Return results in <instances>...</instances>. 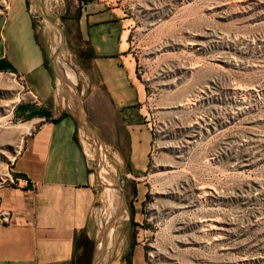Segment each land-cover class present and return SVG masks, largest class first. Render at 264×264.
Here are the masks:
<instances>
[{"label":"rangeland","instance_id":"obj_1","mask_svg":"<svg viewBox=\"0 0 264 264\" xmlns=\"http://www.w3.org/2000/svg\"><path fill=\"white\" fill-rule=\"evenodd\" d=\"M87 1L121 19V54L133 64L140 92L134 110L149 132L145 164L134 179L126 176L124 148L122 154L107 148L106 126L120 119L99 97L89 99L94 89L85 82L94 78L86 77L78 52L74 60L60 43L64 21ZM26 5L63 77L52 72L62 106L78 132L99 145L90 146L95 236L80 240L75 264H264V0ZM21 83L0 71V183L30 129L28 117L12 112L31 100ZM75 88L81 118L94 133L81 124ZM117 182L125 188L122 208Z\"/></svg>","mask_w":264,"mask_h":264},{"label":"crops","instance_id":"obj_2","mask_svg":"<svg viewBox=\"0 0 264 264\" xmlns=\"http://www.w3.org/2000/svg\"><path fill=\"white\" fill-rule=\"evenodd\" d=\"M0 10V71L17 74L31 93L30 101L12 109L15 118H29L30 125L24 124L30 129L6 177H24L27 182L22 187L0 183V208L10 213L7 222L0 221V264H75L80 240L95 236L94 176L79 144L75 119L67 104L62 106L53 79L51 47L39 35L26 0H0ZM121 28L112 8L87 1L76 18L64 21L61 43L70 50V58L75 60L78 52L86 77L94 78L85 82L87 89H94L89 99L99 97L100 104L113 108L120 119L106 126L111 134L107 148L118 154L124 148L131 168L126 176L134 179V171L145 164L149 132L134 110L140 92L133 64L131 69L121 54ZM73 85L75 76L72 92Z\"/></svg>","mask_w":264,"mask_h":264},{"label":"built area","instance_id":"obj_3","mask_svg":"<svg viewBox=\"0 0 264 264\" xmlns=\"http://www.w3.org/2000/svg\"><path fill=\"white\" fill-rule=\"evenodd\" d=\"M13 77H17L19 79V76L17 74H15L14 72H9ZM20 80V79H19ZM20 87L21 88H25L23 83L20 84ZM26 89V88H25ZM26 92L31 96V93L26 89ZM78 141H79V144L81 146V149L83 151V154L86 158V161L89 163V167L91 168L90 166V162L92 161V158L90 156V149L92 147L90 146H94V144H97V142H93V141H88L82 134H79L78 136ZM93 143V144H92ZM99 147V145H98ZM5 182L7 183L8 185L10 186H13V187H22L26 184L27 182V179L24 178V177H6L2 180V183ZM97 204L94 206V209L92 211V215L93 217L95 218L96 217V213H97ZM9 211L7 209H1L0 208V221L1 222H7L9 220ZM99 222V221H98ZM100 226V224H99Z\"/></svg>","mask_w":264,"mask_h":264},{"label":"flooded vegetation","instance_id":"obj_4","mask_svg":"<svg viewBox=\"0 0 264 264\" xmlns=\"http://www.w3.org/2000/svg\"><path fill=\"white\" fill-rule=\"evenodd\" d=\"M118 148H119V147H118ZM119 154H121L120 151H119ZM129 166H130L129 163L126 161V162H125L124 169L127 170V171H126L127 173L131 172V168H130ZM130 179H133V178H130ZM117 184H118V182H117ZM118 186H119V190L122 191V195H123V205H126V197L124 196V193H125V190H124V189H125V188H123V187H122L121 185H119V184H118ZM129 186H130V192L132 193L133 190H134V187H135V186H134L133 183L130 184ZM127 204H128L129 207H132V206L134 205V201L128 199Z\"/></svg>","mask_w":264,"mask_h":264},{"label":"water","instance_id":"obj_5","mask_svg":"<svg viewBox=\"0 0 264 264\" xmlns=\"http://www.w3.org/2000/svg\"><path fill=\"white\" fill-rule=\"evenodd\" d=\"M61 43V42H60ZM54 69H55V72H56V74L58 75V76H60L61 77V75L59 74V72L56 70V68H55V66H54ZM74 86V85H73ZM75 91H76V106H77V109H78V115H79V117H80V120H81V124H83V126H85V128H87V129H89L91 132H93L94 133V131L83 121V119L81 118V114H80V106H79V104H80V99H79V91H78V89L77 88H75ZM122 205H123V195L121 194V196H120V206H119V208H122Z\"/></svg>","mask_w":264,"mask_h":264},{"label":"bare ground","instance_id":"obj_6","mask_svg":"<svg viewBox=\"0 0 264 264\" xmlns=\"http://www.w3.org/2000/svg\"><path fill=\"white\" fill-rule=\"evenodd\" d=\"M60 74V73H59ZM61 75V74H60ZM62 77V76H61ZM63 78V77H62ZM29 126V125H28ZM25 127V126H24ZM24 127H21V128H23V129H25ZM26 129H28L27 127H26ZM21 131H24V130H21ZM25 132V131H24ZM83 133V132H82ZM260 186V185H259ZM200 189V192H203V193H208V192H206L205 191V189L204 188H199ZM208 191V190H207ZM210 224V223H209ZM213 225V224H212ZM212 227H214V225L212 226ZM105 250V242H104V237L102 236H100V238L98 239V249H97V252L98 253H100L101 254V256H102V254H103V251ZM102 264V263H101Z\"/></svg>","mask_w":264,"mask_h":264}]
</instances>
